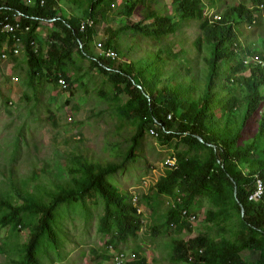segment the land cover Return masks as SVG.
Returning a JSON list of instances; mask_svg holds the SVG:
<instances>
[{
    "label": "trees",
    "instance_id": "1",
    "mask_svg": "<svg viewBox=\"0 0 264 264\" xmlns=\"http://www.w3.org/2000/svg\"><path fill=\"white\" fill-rule=\"evenodd\" d=\"M69 1L43 0L41 4V0H0V48L4 43L5 53L11 52L14 43L11 35L1 31L2 25L18 21L21 29L29 26L28 32H17L28 65L29 86L37 91L42 88L41 84L48 82L73 95L76 78L67 76L65 65L77 50L80 56L88 57L107 76L116 90V99L121 94L127 97L119 104V119L128 121L136 132L132 135L131 149L124 156H118L122 157V162L130 158L144 130L152 127L158 128L160 139L182 137L186 145L206 153L202 157L181 156L180 168L169 171L155 186L156 199L146 194L143 197L137 195L141 206L153 210V204L161 203L162 197L180 196V203L161 215L155 213L152 224L148 225L144 220L146 217L139 215L133 204L134 196L121 193L108 178L123 165L115 161L117 150L114 149L115 154L111 157H97L92 161L86 158V154L71 153L66 171L60 168L66 173L67 180L53 186L39 185L36 195L29 184L31 178L36 180V177L32 175L30 180H23L20 176L16 162L24 144L22 138L17 139L10 156L5 157L3 167L0 165V229L8 227L15 234L30 229L31 236L20 249L4 243L6 264H40L39 256L44 245L58 249L57 218L62 209L85 204L88 197L97 195L105 201L101 223L103 229L110 232L109 244L115 249L120 242L139 239L144 225H148L151 240L168 232L172 226L178 232L183 226L190 230L197 219L190 209L195 206L197 198L207 196L214 205V209L208 211V223L218 227L219 231L201 233L187 242L181 237L174 238L170 251L172 261L185 264H264V196L258 202L249 200L255 191L257 178L264 180V65L255 60L260 57L264 61V58L254 53L253 48L244 46L237 32L244 18L251 23L254 21L253 10L243 2L227 10L223 18L211 23L207 21L204 32L207 46L198 51L201 54L199 61L205 67L201 72L205 76L202 82L195 70L181 65L185 69L183 71L177 66L178 60L184 59H180V51L174 52L169 36L181 22L197 16L201 0H173L175 16L156 15L154 22L148 25L137 23L130 26L136 35L148 37L155 43L147 42L158 47L156 51L149 52L150 60L146 58L145 62L122 57L111 38H107L105 43L113 46L122 60H112L92 52L95 28L81 30L84 19L67 13L63 6V2ZM73 1L81 4L83 17L94 21L98 12L104 11L96 8L102 9L104 0ZM105 1L110 3L112 0ZM251 1L258 7L264 5V0ZM104 8L106 10L107 6ZM148 16L152 18L147 14L145 19ZM41 22L53 25L46 40L50 46L47 56L43 52V39L36 33ZM262 41L264 44V38ZM30 42L34 44L30 45ZM245 53L249 56L242 55ZM153 62L160 71L163 67V73H157ZM226 63L228 66L223 69ZM228 70L251 72L249 77L237 78L243 85L242 90L222 85ZM60 79H64L65 85L60 83ZM196 91H200V95ZM170 113L174 115L172 119L168 118ZM158 121L161 126L157 125ZM254 161L259 164L258 168L248 171ZM41 171L45 173L46 169ZM234 210L238 212L239 224V227L233 224L235 229L229 222ZM185 211L188 216L182 217ZM190 215L195 216V220H191ZM140 249L132 250L137 258L125 264H158L156 258L149 261ZM244 250L255 251L258 257L248 261L242 256Z\"/></svg>",
    "mask_w": 264,
    "mask_h": 264
},
{
    "label": "rangeland",
    "instance_id": "2",
    "mask_svg": "<svg viewBox=\"0 0 264 264\" xmlns=\"http://www.w3.org/2000/svg\"><path fill=\"white\" fill-rule=\"evenodd\" d=\"M172 1L112 0L108 3L104 0L102 9L96 6L98 10L104 9L103 12H98L96 21L87 16L83 17V9L79 2L70 0L68 3L63 2V6L66 7V12L73 16L84 20L89 19L88 22L94 21L92 26L84 29L95 28L94 41L91 43L92 52L99 54L97 41H101L105 47H108L105 41L111 38V43L122 53V57L131 61L144 60L145 62L149 57V52L156 51L158 47L157 45L151 46L149 42L152 41L148 37L132 32L130 26L137 23L148 25L154 22L156 15L175 16ZM243 2H246V5L253 10L254 23L244 18L245 21L237 28L239 41L244 46L253 48L254 53L264 58L262 41L264 38V7L262 5L258 7L251 0H201L200 10L196 12L197 16L181 22L179 28L169 35L174 52L180 51V59H184V61L178 60L177 62L181 70L185 71L181 65L195 70L204 82L205 76L201 72L205 67L199 61L201 54L198 51H203V47L207 46L204 34L207 21L211 23L220 18L218 14L223 18L224 13L232 6ZM104 6H107L106 10ZM147 14L152 18L148 16V19H145ZM52 29V24L41 22L36 32L39 38L43 39L45 56L50 47L46 40ZM2 44L0 48L1 168L5 157L10 156L14 142L21 138L24 146L16 163L19 165L20 176L23 180L31 178L32 175L36 177V180L31 178L32 182L29 181L30 189L36 195L39 185L53 186L67 180L66 173L61 172L60 168L63 167L66 171L71 153L86 154V158L92 161L97 157L103 159L111 157L115 154V149L118 153L117 157L114 155L115 161L122 162V157L118 156L120 154L124 156L125 152L131 149L132 135L136 131L128 121L124 122L119 119V104L126 101V95L121 94L118 99L114 97L116 90L100 68L91 63L88 57L80 56L75 50L72 54L73 59L67 61L65 65L67 76L73 75L76 78L73 84L75 93L72 95L71 92L64 91L61 86L55 87L47 84L48 82L41 84L42 88L36 91L28 84L26 74L28 65L25 63L22 48L17 56L7 55V58H2L1 55L6 47L4 43ZM113 46L109 47L114 48ZM242 55L249 56L248 53ZM119 59L122 60V58ZM153 63L157 73H163V67L160 71L155 62ZM131 65L134 66V63L132 62ZM227 66L228 63L224 64L223 69ZM250 75V71L228 70L223 77L222 85L225 88L240 90L243 85L237 78ZM196 94L200 95V91H196ZM169 116L174 117L171 113L168 114V118L172 119ZM157 125L161 126V123L158 121ZM152 128L155 132H159L158 128ZM168 134H174V132ZM205 153V150L186 145L182 137L172 139L162 137L160 139L152 135L150 128H146L138 139V144L130 158L124 160L122 167L108 178L121 193L140 195V197L146 194L156 199L155 186L160 179L168 175L169 171H176L180 168L181 156L202 157ZM258 166L257 161H254L249 165L248 171L253 168L257 169ZM242 167L245 169L244 166ZM42 168L46 169L45 173L41 171ZM244 172L248 174L247 171L244 170ZM179 197V195L162 197L161 203L153 204L155 210L141 206L143 212H139V215L143 217L147 211L144 220L150 225L155 213L161 215L170 207L177 205L180 203L178 202ZM194 204L195 206L190 210L197 215V219L191 225L190 230L183 226L182 231L178 232L176 227L172 226L168 232L151 240L145 228L148 225H144L139 239L120 242L115 249L109 244L110 232L105 231L101 223L105 213V201L99 195L88 197L85 204L79 203L62 209L57 218L58 249L44 245L39 256L40 264H115V254L119 251L131 253L136 248H141V253L151 262L156 258L158 264H185L172 261L170 258L174 238L181 237L187 242L201 233L219 231L218 227L210 226L207 220L208 211L214 209L210 198L207 196L197 198ZM237 213L234 210L229 220L234 229L235 226L239 227ZM223 229L222 231H225ZM30 236V229H24L19 234L13 233L8 227L0 229V264L7 262V253L3 251L4 243L20 249L28 242ZM228 238L235 239V237ZM242 256L248 261H254L258 254L255 251L244 250Z\"/></svg>",
    "mask_w": 264,
    "mask_h": 264
},
{
    "label": "built area",
    "instance_id": "3",
    "mask_svg": "<svg viewBox=\"0 0 264 264\" xmlns=\"http://www.w3.org/2000/svg\"><path fill=\"white\" fill-rule=\"evenodd\" d=\"M27 2H30V0H27ZM42 3H43V0H41V4ZM220 18H218V19H220ZM89 19H87V20H89ZM53 20H55V18H53ZM87 20H83L81 22V30H84L87 27H90L93 25V23H94L93 20H92L93 22H88ZM1 31L11 35V37L13 39V43H14V45L12 46L11 52L9 54H7L3 51V54L1 55V57L7 58V55L17 56L19 54L20 48H21V46H20L21 39L17 35V32L18 31H20L21 33L28 32L29 26H26L23 29H21L19 22L16 21V23H12V24L11 23L3 24ZM33 44H34V42H30V45H33ZM96 46H97V49L99 51L98 56L110 58L112 60L120 58L119 53L114 48H111L109 46L105 47L101 41H97ZM255 60L258 63L263 64V61L260 60V57H256ZM60 83L65 85L64 79H60ZM169 117L172 118L171 116H169ZM150 132L152 133V135L159 136V132L158 131L155 132L154 128H150ZM263 196H264V180L257 178L255 191L250 195L249 200L252 202H258V201L262 200ZM133 199H135L133 204L138 208L139 212L142 213L143 209L141 208V205L139 203L138 196H134ZM142 207H144V206H142ZM146 214H147V211H146ZM146 214L143 217H146ZM187 216H188L187 211L182 212V217H187ZM191 220H195V216H191ZM145 228H146V231H148V228L147 227H145ZM136 258H137V256L134 252L128 253V252L121 251V252H118L117 254H115L114 261H115V264H125L128 262H132Z\"/></svg>",
    "mask_w": 264,
    "mask_h": 264
},
{
    "label": "water",
    "instance_id": "4",
    "mask_svg": "<svg viewBox=\"0 0 264 264\" xmlns=\"http://www.w3.org/2000/svg\"><path fill=\"white\" fill-rule=\"evenodd\" d=\"M236 187H235V194H236ZM241 211H242V215H243V213H244V208L241 206Z\"/></svg>",
    "mask_w": 264,
    "mask_h": 264
},
{
    "label": "clouds",
    "instance_id": "5",
    "mask_svg": "<svg viewBox=\"0 0 264 264\" xmlns=\"http://www.w3.org/2000/svg\"><path fill=\"white\" fill-rule=\"evenodd\" d=\"M263 7H264V5H262ZM218 14V13H217ZM219 15V14H218ZM221 18H222V16L221 15H219ZM263 65H264V62H263Z\"/></svg>",
    "mask_w": 264,
    "mask_h": 264
}]
</instances>
